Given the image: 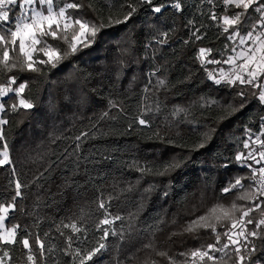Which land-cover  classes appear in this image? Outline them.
<instances>
[{
	"label": "trees",
	"instance_id": "trees-1",
	"mask_svg": "<svg viewBox=\"0 0 264 264\" xmlns=\"http://www.w3.org/2000/svg\"><path fill=\"white\" fill-rule=\"evenodd\" d=\"M80 2L85 7L78 14L95 23H107L109 16L123 19L129 10V0ZM176 2L154 0L155 5H164L160 13L140 5L128 22L102 28L89 48L55 69L8 74L16 75L17 83L29 82L25 95L31 96L35 107L0 113L9 121L2 126L5 140L0 141V151L7 143L12 161L0 166V203L12 202L15 182L20 181L22 196L16 198V209L5 223L20 225L18 239L30 234L34 250L35 237L40 236L45 253L43 257L37 253L38 264H72V256L65 255L69 236L72 249L79 248L82 254L98 246L102 235L98 224L104 218L100 201L110 218H123L107 227L119 231L123 225L127 231L129 214L136 213L137 232L124 243L109 236L108 248L87 264H143L146 259L167 264L143 245L152 242L172 255L214 242L210 233L199 239L177 235L169 240V235L191 218L194 206L203 211L217 200L228 205L234 199L232 194L221 198L220 188L235 176L249 175V169L229 155L220 157L221 163L214 158L226 145L233 146L235 156L247 153L243 141L249 135L255 140L264 103L253 95L257 89L215 84L197 59L201 47L212 49L208 59L223 60L232 54L235 41L228 40L210 18L211 12L223 11L218 0L213 4L179 0V10L172 6ZM206 67L217 72L226 64ZM161 79L164 86L158 84ZM0 83H7V75H0ZM241 88L246 92L244 107L219 121L220 105L239 106L241 97L236 93ZM110 101L116 106L110 107ZM1 102L11 105L14 94L1 97ZM177 109L182 111L174 114ZM140 118L146 124H139ZM212 128L205 147L192 150ZM173 159L181 167L165 176L142 174L132 167L134 162L157 167ZM72 223L81 231L64 227ZM8 247L12 259L6 264H28L26 249L20 244ZM253 259L264 264V248Z\"/></svg>",
	"mask_w": 264,
	"mask_h": 264
},
{
	"label": "snow or ice",
	"instance_id": "snow-or-ice-1",
	"mask_svg": "<svg viewBox=\"0 0 264 264\" xmlns=\"http://www.w3.org/2000/svg\"><path fill=\"white\" fill-rule=\"evenodd\" d=\"M208 3L213 4V0H208ZM218 3L223 7L222 13L217 14L213 11L210 13V18L222 28V33L227 34L228 40L235 41V45L230 49L234 55H229L223 60L208 59L212 49L201 47L197 59L205 68L208 79L215 84L232 88L242 85L257 89L258 93L254 92L253 95H258L260 102L264 103V0H218ZM144 4L151 6L155 13H160L164 7L163 4L155 5L154 0H136V3L129 0L127 3L129 10L123 15V19H113L109 16L107 23H95L78 14L85 7L80 0H0V75H7V83H0V97H7L13 93L15 98V102L11 105L0 102V113L5 112L6 108L18 112L21 109L29 111L35 107L31 96L25 95L29 90V82L17 83L18 77L8 75L9 73L16 71L43 74L47 69L59 67L64 61L89 48L102 28L128 22L138 11L139 6ZM172 6L177 10L181 8L179 0ZM163 35L167 36V33ZM193 35L197 40L202 39L196 33ZM208 64H228L230 70L225 71L221 67L218 73L208 71L206 67ZM158 84L164 86L166 81L158 80ZM147 90L145 88V91ZM236 95L241 97L239 106L231 103L220 105L221 114L217 118L219 121L227 120L239 108L244 107L246 98L244 88L237 91ZM109 104L110 107L116 106L111 101ZM51 110L55 111V105L51 106ZM180 111L182 110L177 109L174 114H179ZM103 115L107 116L108 113L105 112ZM138 122L141 125L146 124L143 118ZM8 123L7 119L0 118V141L5 140L2 126ZM214 131L215 129L212 128L203 133L201 142L195 144L192 150L204 148ZM248 132L250 133L251 130L249 129ZM82 135L86 136L87 133ZM262 137H264V122L261 123V132L255 140L249 135V139L243 141V148L248 150L247 153L240 151L234 158L235 163L249 169V175L235 176L220 188L221 198L228 194L234 196L231 203L225 205L217 200L203 211L201 207L194 206L190 213L191 218L186 220L178 231H173L169 235V240L177 235L199 239L202 233H210L214 236L213 243L172 255L168 250L158 249L152 242L145 243L143 249L165 258L167 264H230L232 261L234 264H255L253 257L264 248V138ZM76 139L80 140L81 137L77 136ZM252 144L259 147L254 148ZM2 148L0 166L10 165L12 161L7 143H4ZM132 167L142 174L165 176L181 167V162L173 159L157 167H141L134 162ZM21 188L22 185L17 180L12 202L0 203V252H2L0 264H6L12 259L8 246L20 244L26 249L28 264H38L37 253L39 257H43L45 253V244L39 235L35 237L34 250L33 244L30 243V234L21 235L18 239L20 225L6 226L5 222L10 212L16 209V198L22 196ZM167 194L165 192V195ZM98 207L104 210V218L98 224L102 232L101 242L97 247L82 254L81 249H72L73 238L69 236L65 255L72 256V264H75L77 257L79 264L92 261L93 257L108 248L109 236L116 237L120 243H124L137 232L136 213L129 214L127 231L124 230L123 225L121 230L117 231L107 226L113 225L118 220L123 221V218L119 215L110 218L104 201H100ZM101 225L106 227L101 228ZM64 227H70L73 233L81 231L77 223L65 224ZM257 240L261 242L259 246L256 244ZM48 251H51V248ZM217 253L220 255H216ZM134 259L135 256L129 257V261ZM143 264H158V261L146 259Z\"/></svg>",
	"mask_w": 264,
	"mask_h": 264
},
{
	"label": "rangeland",
	"instance_id": "rangeland-1",
	"mask_svg": "<svg viewBox=\"0 0 264 264\" xmlns=\"http://www.w3.org/2000/svg\"><path fill=\"white\" fill-rule=\"evenodd\" d=\"M213 9H214V6H213ZM231 55H234V53H232ZM219 69L217 70V73L219 72ZM224 69H225V71L230 70V65L226 64V68H224ZM0 102H1V97H0ZM226 155H229L231 158L235 157L233 146L226 145V146L221 147L220 150L217 152L215 158H214V162L215 163H221L222 159L220 157L226 156ZM249 227H251V226H249Z\"/></svg>",
	"mask_w": 264,
	"mask_h": 264
},
{
	"label": "built area",
	"instance_id": "built-area-1",
	"mask_svg": "<svg viewBox=\"0 0 264 264\" xmlns=\"http://www.w3.org/2000/svg\"><path fill=\"white\" fill-rule=\"evenodd\" d=\"M262 122H264V117L262 118V120H261L260 123H259V131H258L257 135H259L260 132H261V123H262ZM262 138H264V137H262ZM258 147H259V146H258Z\"/></svg>",
	"mask_w": 264,
	"mask_h": 264
}]
</instances>
